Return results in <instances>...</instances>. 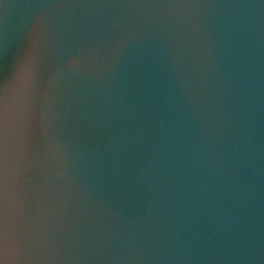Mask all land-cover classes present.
Masks as SVG:
<instances>
[{
  "label": "water",
  "instance_id": "95a60500",
  "mask_svg": "<svg viewBox=\"0 0 264 264\" xmlns=\"http://www.w3.org/2000/svg\"><path fill=\"white\" fill-rule=\"evenodd\" d=\"M0 264H264V0H0Z\"/></svg>",
  "mask_w": 264,
  "mask_h": 264
},
{
  "label": "snow or ice",
  "instance_id": "6c2138e0",
  "mask_svg": "<svg viewBox=\"0 0 264 264\" xmlns=\"http://www.w3.org/2000/svg\"><path fill=\"white\" fill-rule=\"evenodd\" d=\"M7 247L6 241L0 237V251L5 250ZM4 264H8V262H4Z\"/></svg>",
  "mask_w": 264,
  "mask_h": 264
}]
</instances>
